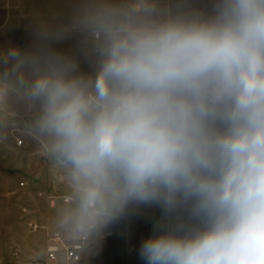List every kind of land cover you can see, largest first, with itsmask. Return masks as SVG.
I'll return each mask as SVG.
<instances>
[{
	"label": "clouds",
	"instance_id": "obj_1",
	"mask_svg": "<svg viewBox=\"0 0 264 264\" xmlns=\"http://www.w3.org/2000/svg\"><path fill=\"white\" fill-rule=\"evenodd\" d=\"M100 27L94 83L53 72L32 85L85 212L158 208L144 264H264V0Z\"/></svg>",
	"mask_w": 264,
	"mask_h": 264
},
{
	"label": "rangeland",
	"instance_id": "obj_2",
	"mask_svg": "<svg viewBox=\"0 0 264 264\" xmlns=\"http://www.w3.org/2000/svg\"><path fill=\"white\" fill-rule=\"evenodd\" d=\"M132 2L135 25L202 8L206 0ZM67 5L64 9L62 0H0V177L7 180L13 176L11 184L16 183L12 193L0 190V201L10 204L15 200L22 207L14 228L19 232V247L15 255L4 249L0 264H30L46 256L52 232L65 237L83 230L91 232L97 247L89 253L95 264H144L139 247L154 234L160 210L129 204L117 218L100 216L93 222L83 208L70 166L55 151L56 138L39 128L43 101L32 95L35 80L43 74L62 72L69 79L94 83L103 63L95 48L104 51L108 45L107 32L93 24L98 19L95 13L85 11L82 25L63 26L72 13ZM32 20L41 26H31ZM94 29L101 31V40L92 38ZM67 33L75 34L69 48L62 38ZM23 40L27 45L21 44ZM61 256L52 264H75Z\"/></svg>",
	"mask_w": 264,
	"mask_h": 264
},
{
	"label": "crops",
	"instance_id": "obj_3",
	"mask_svg": "<svg viewBox=\"0 0 264 264\" xmlns=\"http://www.w3.org/2000/svg\"><path fill=\"white\" fill-rule=\"evenodd\" d=\"M64 9L65 5H67L66 8H71L70 12L71 15L68 16V22L63 23L62 25L65 26L64 24L67 25V27L74 26L77 27L79 25H82V19L85 16L84 13L85 11H88L89 13H95L97 16V21H95L93 24H96L97 26H100V23L103 22L106 26L109 25L113 29H118L120 27L133 24L134 19L131 17L133 15L132 10L135 8L133 7V2L131 1H125V2H118L117 0H62ZM70 3V4H69ZM118 12L119 14H122L121 18H118ZM84 15V16H83ZM170 18V17H169ZM168 18H164L162 21L167 20ZM38 21H41L38 20ZM46 21V20H44ZM161 22V21H160ZM31 26L37 28L38 26H41L38 22V24H34L33 20L31 21ZM32 27V28H33ZM40 28V27H39ZM98 32L99 36L95 37V33ZM92 38L97 41L101 40V31L98 29H94L91 32ZM108 34V33H107ZM104 35V34H103ZM63 37V42L66 43V47L69 48V44L72 40L71 38L75 36L74 33H67L62 35ZM108 36V35H107ZM101 38V39H100ZM26 42L27 45V40H23ZM96 52H100L98 55L102 61L104 60V51L101 48H95ZM101 65H99L98 71L101 69ZM14 178L13 176H9L8 179L6 180L4 177H0V190L3 192H8L12 193L14 190L13 185L11 184V179ZM11 204V205H10ZM10 204H5L4 201H0V258L4 256V249L10 250L11 255H15L17 252L15 250L16 247H19L18 245V234L19 232L16 231L14 228L19 224V212L21 207V204L16 202L15 200L12 201ZM20 208V209H19ZM26 208H23L25 211ZM27 211V209H26ZM16 212L18 214H16ZM12 217V221L9 222L8 219ZM33 224V223H31ZM37 226V225H36ZM36 229V228H35ZM53 233H58V232H52ZM91 232L87 231H80L74 234H68L64 236H61L62 240L59 243H52V241H49L47 239V247L46 251L48 253L49 247L52 245H55L58 249V258L60 256L62 259H65L66 261H69L66 259L65 252L63 251V248H65L66 245H72L78 239H80L81 236H86L87 241H86V246L83 250L82 253V259L80 261H71L74 262L75 264H95V261L89 260L90 256L89 253L93 250H95L97 247L95 243L92 240V235H90ZM130 252L133 253V249L131 248ZM47 256V254H46ZM46 256L44 258H46ZM42 259V258H38ZM35 260V259H34ZM31 264V263H30ZM101 264V263H99Z\"/></svg>",
	"mask_w": 264,
	"mask_h": 264
},
{
	"label": "built area",
	"instance_id": "obj_4",
	"mask_svg": "<svg viewBox=\"0 0 264 264\" xmlns=\"http://www.w3.org/2000/svg\"><path fill=\"white\" fill-rule=\"evenodd\" d=\"M98 36H99V33L96 32L95 37H98ZM21 44L23 46H25L26 42L22 41ZM0 47H1V45H0ZM22 143H23V141L20 139L18 141V144L21 145ZM61 240H62V238L60 237L59 233H53L52 240H51L53 244L59 243V242H61ZM86 241H87V237L81 236L80 239H78V241H76L74 244L69 245V246H65L64 252H65L66 259L69 261H80L82 259L83 250L86 246ZM58 252H59V249L55 245H52L49 247L46 258L35 259L31 262V264H52V263H55L58 260Z\"/></svg>",
	"mask_w": 264,
	"mask_h": 264
}]
</instances>
